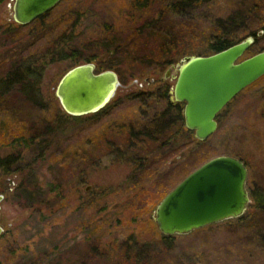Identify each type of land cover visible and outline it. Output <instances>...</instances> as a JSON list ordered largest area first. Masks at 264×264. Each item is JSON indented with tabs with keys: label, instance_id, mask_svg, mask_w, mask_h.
Segmentation results:
<instances>
[{
	"label": "rangeland",
	"instance_id": "1",
	"mask_svg": "<svg viewBox=\"0 0 264 264\" xmlns=\"http://www.w3.org/2000/svg\"><path fill=\"white\" fill-rule=\"evenodd\" d=\"M12 3H1L0 26L12 20ZM253 4L258 12L249 9ZM161 8L157 0L139 8L132 0H61L42 19L44 26L35 22L0 33V77L12 69L18 51L53 49L63 31L67 55L76 49L77 58L95 57V66L108 63L111 51L140 58L128 61L137 76L125 82L118 77L121 85L102 112L71 116L62 109L55 88L72 57L47 56L38 102L17 86L0 99V162L11 153L19 156L18 171L0 169V264H264V209L254 208L241 222L225 220L169 240L153 221L159 196L216 155L243 159L247 187H264V75L227 104L216 131L194 149L183 133L173 135L175 145L139 133L162 105L129 97L156 88L170 68L150 67L163 32L187 50L184 55H207L201 53L203 37L240 14L231 36L237 42L257 30L251 53L264 49V0H203L184 14ZM172 74L161 80L170 90ZM18 129L39 137L10 144Z\"/></svg>",
	"mask_w": 264,
	"mask_h": 264
},
{
	"label": "water",
	"instance_id": "2",
	"mask_svg": "<svg viewBox=\"0 0 264 264\" xmlns=\"http://www.w3.org/2000/svg\"><path fill=\"white\" fill-rule=\"evenodd\" d=\"M60 1L13 0L12 19L22 25L31 23ZM253 42L250 35L212 54L185 55L165 72L167 77L174 70L169 98L183 103L184 125L197 140L208 139L217 129V115L264 75V49L244 57ZM120 85L114 70L96 71L94 63L82 62L62 74L55 96L65 113L80 116L107 105ZM3 199L0 193V208ZM250 202L247 166L238 157L220 154L202 162L168 190L153 210V221L163 236L183 235L238 218ZM3 231L0 224V236Z\"/></svg>",
	"mask_w": 264,
	"mask_h": 264
},
{
	"label": "trees",
	"instance_id": "3",
	"mask_svg": "<svg viewBox=\"0 0 264 264\" xmlns=\"http://www.w3.org/2000/svg\"><path fill=\"white\" fill-rule=\"evenodd\" d=\"M3 1L4 0H0V5ZM149 1L153 2L155 0H132V3L134 7L139 8V7H143L144 4H146ZM157 1L159 2V5L162 6L161 11L175 10L176 12H180L184 14L183 9H186L187 7L196 6L203 0H176V1L157 0ZM249 9L254 12H258L259 5L253 4ZM50 11L51 9L41 17L35 19L34 21L28 24H23V25L18 24L12 19L9 23L0 26V33L8 32L10 30L12 31L19 27L32 26L35 22L39 23L41 26H44L45 21H42V19L46 15H48ZM242 18H243L242 15L235 14L226 19L225 25H222L220 22H218L216 31L211 34H207L203 37L202 45L200 47L202 48L201 53L212 54L216 51L222 50L230 46L233 43H236L234 38L231 36V31H233L235 26L241 23ZM261 29L263 30V34H264V25L262 26ZM250 35L253 36L254 42L257 41L259 38V35L257 34V30H252L250 32ZM159 39H160L159 51L155 55L151 56L152 61H150L151 62L150 67L152 69V72H155L156 70L162 69L174 63L179 56L187 53L186 49L182 50L181 48H178L176 46V41L172 35L163 32L159 35ZM254 42L247 50V53H251L253 51V46L255 45ZM66 43H67V39L65 38V32L63 31L61 36L57 38V41L53 49L50 50L47 49L46 52H40V53L28 52L27 54L23 53V50L18 51L17 55H19V57L18 60L13 64L12 69L8 71L4 75V77H0V99L5 95V93L8 91L10 87L17 86L20 93L23 94V96H25L26 99L34 100L35 102H38L39 101L38 97L40 95L39 86L43 78V74L45 72L44 61L46 60L47 56H51V60L72 57L74 61L73 66L75 64L82 62L94 63L96 59L95 57L88 56L85 58H77L78 51L76 49H71L70 55L68 56L67 55L68 50L65 49ZM58 44L60 46H58ZM108 55H109L108 63H106L104 66L101 63L97 62V66L95 67H97L99 71L102 68L112 69L116 71L118 77L124 82L133 80L137 76L136 75L137 73L134 74V72H129V70L127 69L128 66L131 65L129 64L128 61H130V63L136 61L140 62V58L135 56L134 53L131 52L117 53L111 51V53ZM117 56H119V59H116ZM158 81L160 83L156 86V88L129 93L130 98L131 96L134 98L142 96L145 99H149L152 103H160L162 105L160 109H158L155 113H153V115L147 117V119L145 120L146 123H144L143 125L144 127H142V129L138 132L140 133L142 131L148 134L150 139L159 141L160 145H163L162 144L163 142L164 145L172 144V142H173L172 145H175V141H173L174 140L173 135L178 136L180 133H183V135H185L184 136L185 139L189 140L190 148L191 149L196 148L197 145L202 141L197 140L194 137L193 131L188 130L185 127L183 120V103L182 102H177L175 104L170 103L167 97V90H168L167 85L161 82L160 77ZM105 107L106 105L97 112H102L105 109ZM219 114L217 115V117L219 116ZM46 128L48 129V126ZM47 129L45 131L42 130V133L45 134ZM38 135H39L38 133H32L31 131L29 133H25L22 130L18 129L14 131L13 137L9 140V143L13 144L14 142H18L20 144L22 143L21 141H23V143L27 145L31 142L36 141L37 140L36 138L39 137ZM37 142H39L40 147L42 149H45L47 145L46 144L47 141L44 138L40 137V139H38ZM18 159L19 156L16 153H11L5 156L4 159H2L0 162V169L2 173L7 174L10 172L18 171V167H17ZM239 159L243 161V159L241 158ZM248 189L250 192L251 202L248 206L247 212L238 218L228 219L226 220V222H230V221L241 222L242 220L246 219L248 214L252 212L254 208L264 209V187L252 183L250 184V187ZM164 194L165 193L159 196L157 203L164 196ZM161 237L164 240H169L173 236L161 235ZM262 240L264 242V237L262 238Z\"/></svg>",
	"mask_w": 264,
	"mask_h": 264
},
{
	"label": "flooded vegetation",
	"instance_id": "4",
	"mask_svg": "<svg viewBox=\"0 0 264 264\" xmlns=\"http://www.w3.org/2000/svg\"><path fill=\"white\" fill-rule=\"evenodd\" d=\"M151 81H153V80H151ZM170 92H171V90L168 88V90H167V97H168L170 103H173V104L177 103L176 101H172V100L169 98ZM156 137H157V135H156ZM162 144L164 145V142H163ZM2 234H3V233H2ZM1 236H2V235H1ZM1 236H0V237H1Z\"/></svg>",
	"mask_w": 264,
	"mask_h": 264
}]
</instances>
